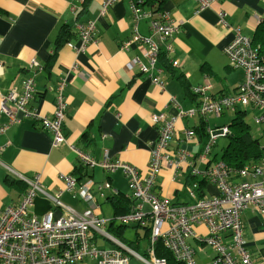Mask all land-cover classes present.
<instances>
[{"label": "crops", "instance_id": "1", "mask_svg": "<svg viewBox=\"0 0 264 264\" xmlns=\"http://www.w3.org/2000/svg\"><path fill=\"white\" fill-rule=\"evenodd\" d=\"M101 1L0 0V102L2 95L12 88L20 90L21 81L33 74L35 92L29 105L37 116L52 117L56 91L49 90L48 86H55L59 80L65 81L62 93L67 103L62 125L66 142L59 146L53 145L52 134L41 126L40 119L31 117L21 118L0 133V211L5 205L17 202L24 192L22 187L26 188V184L19 175L26 178L38 176L45 192L51 195L61 193L63 204L77 211L88 209L89 205L76 193L65 190L62 177L72 175L77 179L80 174L75 168L82 164L87 176L78 179V185L87 179L92 181L90 192L96 204L92 211L98 208L102 213L100 206L107 203L113 212L102 215L104 219L124 213L134 200L122 171L118 169L110 173L99 166L88 167L79 160L71 146L84 151L95 161L103 160L106 154L109 161L131 164L140 174H145L149 152L158 137L152 115L159 113L176 118L175 133L169 142L170 158L174 160L181 149L187 152V156L162 168L155 180L154 193L173 204H183L191 201L186 188L196 184L198 192L201 180H205L201 197L218 193L216 187L200 174L194 176L191 172L192 166L203 170L220 160L212 155L211 150L201 158L208 139V135L203 136L197 129L201 120L198 116H178V111L197 105L200 96L192 89L207 82L211 85L208 91L211 96L237 90L244 78L243 70L230 64L224 48L233 41L236 30L249 37L251 42L255 39V44H263L264 0H213L201 10L195 0H163L161 9L170 14L179 29L171 41L172 53L167 59L161 54L157 61L161 67L159 74L164 81L163 89L137 69H126L130 59L140 56L138 42H131L126 50L120 49L121 42L132 38L135 25L139 34L149 35L148 20L134 19L132 0H119L100 15ZM155 5L156 1H153L149 4L143 2L140 6L154 9ZM221 12L225 13L224 19L229 27L220 21L218 14ZM88 20L95 21V39L84 51L76 52L67 43L79 44L76 25ZM173 59L179 62L178 67L171 66L170 60ZM30 62L37 63L36 69L29 67ZM74 65L76 68L73 69ZM7 122V115L0 112V124ZM187 128L193 131L195 140H185ZM104 182H109L118 194H122L126 208H114L110 198L115 194L110 190H104V197L100 195L96 184ZM30 211L37 216L51 211L55 218L66 214L61 206L54 205L43 194L34 197ZM241 219L247 251L258 264H264V216L249 206L242 212ZM108 225L106 222L105 230ZM129 225L138 228L134 240L125 237L124 228L122 238L129 241L128 248L142 256H150V222L145 226ZM140 228L143 235L138 232ZM195 232L198 237L204 236L206 224L197 225ZM98 237L102 236L96 235L93 239L96 246ZM110 242L113 245L98 247H117ZM189 243L195 248L198 264L213 261L215 251L211 247L197 238H191ZM209 248L213 250V256L208 254ZM162 251L165 253L167 249L158 239L153 253L160 257ZM138 263L144 264L137 257L130 256L128 264ZM70 264H94V261L86 259Z\"/></svg>", "mask_w": 264, "mask_h": 264}, {"label": "built area", "instance_id": "2", "mask_svg": "<svg viewBox=\"0 0 264 264\" xmlns=\"http://www.w3.org/2000/svg\"><path fill=\"white\" fill-rule=\"evenodd\" d=\"M119 0H102L99 14L107 12L110 5ZM198 10L208 6L213 0H195ZM143 0H132L131 8L134 19H147L149 35L138 33L136 25L133 36L121 42L120 49L126 50L131 42H138L140 56H135L126 64L128 71L137 69L150 78L153 84L163 89L164 81L160 77L161 67L157 64L163 54L172 53V38L179 31L178 24L164 9H144ZM223 26L229 27L225 21V13L218 14ZM79 44L71 42L67 46L81 52L95 39V21L88 20L76 25ZM230 64L243 70V81L234 93L211 96L208 91L211 85L194 87L192 92L200 96V101L189 110H179L178 116H198L205 123L209 115L221 116L224 110L251 107L257 110L254 114L255 123L264 122V48L254 45L249 37L241 35L236 30L233 41L224 48ZM171 66L178 67L177 60H170ZM29 67L36 69L37 63L30 62ZM76 66H73V69ZM35 79L33 74L21 81V89L12 88L1 96L0 112L8 117L6 124H0V133L8 126L20 121L23 117L40 119L41 126L52 134V143L59 146L66 142L62 125L65 117L66 100L63 97L64 80H59L55 86L48 89L56 91V101L52 117L37 116L30 107L33 99ZM173 100V99H172ZM174 117H166L159 113L152 115V122L157 125L158 137L150 150L147 171L140 174L139 170L128 163L109 161L106 154L101 161H95L84 151L71 146L79 160L88 167L99 166L106 172L121 170L127 178L130 197L134 200L129 210L114 216L119 224H137L145 226L150 222V252L148 257L142 256L105 230L106 222L111 219L96 217L92 213L95 201L90 192L92 181L87 179L78 185L72 175H63L66 191H73L89 208L84 211L63 204L61 193L53 195L45 192L40 186L38 176L19 178L26 184L20 199L15 203L5 205L0 211V264H70L91 259L94 264H128L130 256L137 257L144 264H166L165 258L156 257L153 247L156 240L161 239L165 248L176 260L184 264H197L194 248L190 245L191 238H197L215 251L213 264H258L246 249L242 212L253 206L264 216V147L258 162L247 163L240 168H232L218 160L203 170L192 166L195 176L200 174L210 184L216 187V195L197 196L196 184L186 188L191 201L186 204H173L167 198L160 197L153 191L155 180L164 166L184 160L185 150H179L176 158H170L169 142L175 133ZM208 126V124H207ZM208 141L205 143L201 158H204L214 145L217 136H227L228 127L210 129L206 127ZM221 130L215 135L213 131ZM185 140H195L193 131L185 129ZM1 149V147H0ZM96 188L104 197V190L117 192L109 182L98 183ZM47 196L54 205L61 206L66 214L54 217L51 211L37 216L30 211L36 195ZM147 207V209L145 208ZM206 224L208 237H198L195 226ZM99 235L114 242L117 247L106 249L96 246L93 239Z\"/></svg>", "mask_w": 264, "mask_h": 264}, {"label": "trees", "instance_id": "3", "mask_svg": "<svg viewBox=\"0 0 264 264\" xmlns=\"http://www.w3.org/2000/svg\"><path fill=\"white\" fill-rule=\"evenodd\" d=\"M143 1L146 4H149V3H152L153 1H156V5L154 7L156 9H161V3H163V0H143ZM263 26H264V23H263ZM260 31H262V30L260 29ZM60 37H61V34L58 37L59 41H60ZM261 39L263 40L262 45H264V39L263 38H261ZM253 40L254 41H252V42L254 43L255 39H253ZM254 45H257V44L254 43ZM162 56H163V59H165V56L164 55H162ZM234 112L236 113V116H234V118L232 119L230 124L228 126H226V127H228V129H229V127H233L234 131L227 135L229 138V141H228V144L226 145V147L223 148L220 160L232 168H240L247 163L258 162L262 153H263L264 145L261 146L258 138L253 137V135L251 134L250 126L243 119L244 115L246 114V111L243 108H237L234 110ZM200 120L201 121L199 122L197 129L201 130L200 134H202L203 136L208 135L207 133L204 132V129H206L207 123H205L202 119H200ZM207 141H208V139L206 140L205 143H207ZM75 172L80 174V176L77 177V181H78V179H81V178L87 176V170H86L85 166L82 164L79 165L78 168H75ZM204 183H205V180L199 181L200 185L198 187V192H197L199 197H201V195H202V189L201 188L203 187ZM23 190H25V187H22V191ZM110 201L112 202V205L114 206L115 209H119L121 206H123V208H126L122 203L123 202L122 194L117 193V194L113 195L110 198ZM186 203H189V202H185L183 204H186ZM125 210L126 209H124V211H123L124 213H126L129 209L127 211H125ZM124 213H121V214H124ZM121 214H117V215H121ZM115 223L118 225L112 226ZM108 224L109 225H108L107 231L111 235H113L115 238H117L120 242L127 245V247H130L129 241L122 238L123 230H124V228L127 227V225L119 224V223L115 222L114 219H111L110 221H108ZM208 235H209V233H208V228H207L206 234L204 236H199V237L204 239V238L208 237ZM203 244H206L205 241H203ZM194 252H195V248H194ZM160 255H162L160 257L166 259V261H167L166 264H184L182 261L176 260L175 257L172 255V253L169 250H167V252H165V253L162 251V254H160ZM195 261H196V259H195ZM196 263H197V261H196Z\"/></svg>", "mask_w": 264, "mask_h": 264}, {"label": "rangeland", "instance_id": "4", "mask_svg": "<svg viewBox=\"0 0 264 264\" xmlns=\"http://www.w3.org/2000/svg\"><path fill=\"white\" fill-rule=\"evenodd\" d=\"M243 109L246 111V114L244 115L243 119L250 126L251 134L253 135V137L258 138L260 145L263 146L264 145V122L259 123V124L255 123L254 114L258 113L257 110H253L251 109V107H245ZM234 116H236V113L234 111L224 110L222 115L219 117L215 115H209L207 119L208 120L207 124L211 128H215V127L221 128L224 126H228L230 122L232 121V119L234 118ZM229 129H230L229 130L230 133L234 131L233 127H229ZM228 141H229L228 136H218L215 140L214 145L211 147L212 155L215 154L217 159H220L223 148L226 147V145L228 144ZM100 207H102V211H103L102 213L99 211L98 208L92 211L93 214L99 218H103L102 215H110V213L113 212L111 210L112 209L111 206L107 203H103ZM137 228L138 227L134 228V227H131V225L127 224V227L125 229V237H127L128 239L134 240ZM138 232L141 235H143L142 228L138 229ZM97 243H98V246L100 245L102 247H105V246L108 247V246L113 245L110 241L102 237L97 238ZM145 243L146 242H144V244ZM209 250L210 251H208V254H210V256H213V250L211 248H209ZM212 262L213 261L210 260V264H213Z\"/></svg>", "mask_w": 264, "mask_h": 264}, {"label": "water", "instance_id": "5", "mask_svg": "<svg viewBox=\"0 0 264 264\" xmlns=\"http://www.w3.org/2000/svg\"><path fill=\"white\" fill-rule=\"evenodd\" d=\"M19 117L22 118L21 114H19ZM213 134L219 135V134H221V130L213 131Z\"/></svg>", "mask_w": 264, "mask_h": 264}]
</instances>
